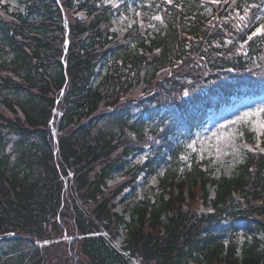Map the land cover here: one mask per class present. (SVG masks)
<instances>
[{
  "label": "trees",
  "instance_id": "trees-1",
  "mask_svg": "<svg viewBox=\"0 0 264 264\" xmlns=\"http://www.w3.org/2000/svg\"><path fill=\"white\" fill-rule=\"evenodd\" d=\"M120 1L0 0V264H264V152L219 179L180 158L214 111L264 94V36L247 40L264 0ZM130 5L142 23L116 30ZM160 168L169 191L126 220L118 199ZM50 234L75 239L28 257Z\"/></svg>",
  "mask_w": 264,
  "mask_h": 264
},
{
  "label": "rangeland",
  "instance_id": "rangeland-1",
  "mask_svg": "<svg viewBox=\"0 0 264 264\" xmlns=\"http://www.w3.org/2000/svg\"><path fill=\"white\" fill-rule=\"evenodd\" d=\"M25 1L1 0L3 4L8 5L12 12L24 11ZM104 3L113 8H120L121 1L104 0ZM120 11L121 13L116 15L113 20L116 30L125 31L135 23H142V15L135 6L130 5L128 10L122 8ZM137 13L140 15H137ZM83 17L81 14L80 18ZM260 109H264V94L248 98H234L231 105L225 106L217 112L214 111L209 116L207 124L200 130L195 131L193 138L186 143V150L180 157L184 162L182 168L184 172L195 164L193 163L194 160L198 159L203 164V168L206 166H209V169L211 168L214 179H219L222 176L230 177L237 170L245 152L264 151L261 149V138L264 136V127H262L264 125V112L258 111ZM245 113L255 114L245 117ZM240 117H243V119H239ZM233 121L235 123H232ZM250 133H253L252 138L249 136ZM151 151L152 148L147 145L130 158V163L134 165L144 163ZM165 170V168H160L157 175L151 177L142 174L138 180L136 191H134L135 194L131 190H127L125 195L118 199L116 211L129 221L131 213L139 201L144 199L156 201L160 195L166 194L169 189L166 190L161 184ZM122 179V176L116 175L115 179L109 184L114 185ZM207 190L210 197L214 198L215 186L209 184ZM171 191L175 193L176 189L172 188ZM194 193L197 197L196 209L199 212L212 211L211 206L202 205L199 199L200 191L196 189ZM185 194H187V191ZM126 237V229L120 228L119 238L114 242V245L121 249L125 244ZM74 239L75 237L72 236L62 238L57 234H50L43 241H36L33 246L28 245L29 247L26 248L27 256L29 257L36 249L43 247H63V243H69ZM243 239L244 236L240 235V240Z\"/></svg>",
  "mask_w": 264,
  "mask_h": 264
},
{
  "label": "snow or ice",
  "instance_id": "snow-or-ice-1",
  "mask_svg": "<svg viewBox=\"0 0 264 264\" xmlns=\"http://www.w3.org/2000/svg\"><path fill=\"white\" fill-rule=\"evenodd\" d=\"M166 2L170 4V3H172V0H166ZM213 2H214V3H219L220 0H213ZM225 2H226V0H225ZM232 2L235 3V0H232ZM253 7H257V5H255V4H251V5H248L247 7H245V8H244V11H243V15H241V14L239 13V11L236 12V16L238 17V23H236V24L234 25V27H236V28H241V27L245 26V21H246V18H247V16H248L249 9H250V8H253ZM137 15H140V14L137 13ZM153 19L160 20L161 17H159V16H154ZM257 19H264V16H262V17H257ZM258 35H259V36H264V23H261V24L259 25V27H257V28L255 29V31H252L249 35H247V40L250 41V40L253 39V37H256V36H258ZM231 42H232L231 40L227 41V43H231ZM246 42H247V41H245V43H246ZM240 46H241V48H243L244 45L241 44ZM229 71H230V69H229ZM258 111L264 112V109H260V110H258ZM254 114H255V113H245L244 116L247 117V116L254 115ZM239 119H243V117H240ZM232 123H235V121H233ZM262 127H264V125H262Z\"/></svg>",
  "mask_w": 264,
  "mask_h": 264
}]
</instances>
